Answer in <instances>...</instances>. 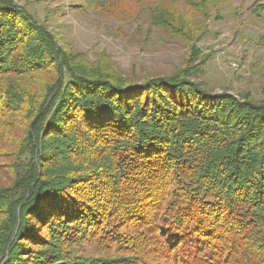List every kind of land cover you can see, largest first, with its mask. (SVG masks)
<instances>
[{"label": "trees", "instance_id": "obj_1", "mask_svg": "<svg viewBox=\"0 0 264 264\" xmlns=\"http://www.w3.org/2000/svg\"><path fill=\"white\" fill-rule=\"evenodd\" d=\"M184 70L89 65L0 0V264H264V104Z\"/></svg>", "mask_w": 264, "mask_h": 264}, {"label": "rangeland", "instance_id": "obj_2", "mask_svg": "<svg viewBox=\"0 0 264 264\" xmlns=\"http://www.w3.org/2000/svg\"><path fill=\"white\" fill-rule=\"evenodd\" d=\"M90 1L13 0L84 63L111 65L136 82L187 67L201 90L264 104V0H206L199 10L181 0ZM158 11L182 13L185 35L160 25ZM77 250L106 254L99 245Z\"/></svg>", "mask_w": 264, "mask_h": 264}]
</instances>
